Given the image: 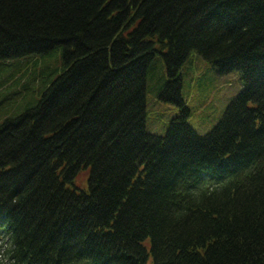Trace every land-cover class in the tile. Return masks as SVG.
<instances>
[{"label": "trees", "instance_id": "trees-1", "mask_svg": "<svg viewBox=\"0 0 264 264\" xmlns=\"http://www.w3.org/2000/svg\"><path fill=\"white\" fill-rule=\"evenodd\" d=\"M56 53L0 125V264H264V0H0V61ZM192 54L243 84L204 137L180 96ZM157 55L182 112L163 138Z\"/></svg>", "mask_w": 264, "mask_h": 264}, {"label": "rangeland", "instance_id": "rangeland-1", "mask_svg": "<svg viewBox=\"0 0 264 264\" xmlns=\"http://www.w3.org/2000/svg\"><path fill=\"white\" fill-rule=\"evenodd\" d=\"M181 68V99L190 115L187 125L198 135H208L222 120L228 106L242 92L238 73L220 75L209 63L192 54ZM62 70L61 56H30L0 61V125L34 109L43 93ZM14 85L5 89V81ZM168 75L163 58L156 56L148 76L145 97V129L152 136L165 137L179 109L160 96ZM11 84V83H10ZM6 244L0 239V256Z\"/></svg>", "mask_w": 264, "mask_h": 264}]
</instances>
